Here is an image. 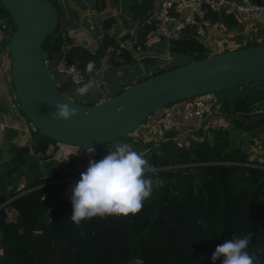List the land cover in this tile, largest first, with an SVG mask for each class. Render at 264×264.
<instances>
[{
    "label": "trees",
    "instance_id": "trees-1",
    "mask_svg": "<svg viewBox=\"0 0 264 264\" xmlns=\"http://www.w3.org/2000/svg\"><path fill=\"white\" fill-rule=\"evenodd\" d=\"M51 1L59 13V1ZM153 5L154 0H133L130 10L134 17L143 16ZM206 14L222 20L231 29L240 25L233 14L209 10ZM0 17L7 23V28H0L1 45L7 50L15 24L1 1ZM145 30L143 26L139 40ZM257 43L260 41L249 38L244 44L220 50ZM169 45L186 60L160 66L143 78L204 58L212 49L189 28L179 38L171 39ZM43 46L48 52L47 66L62 55L80 69L84 80L92 75L86 71L88 62L94 61L96 68L107 47L104 44L92 52L74 45L59 23ZM250 89L252 95L264 98V80L252 83ZM250 105L245 92L223 100L224 112L232 115L247 116ZM236 121L245 126L242 120L236 118ZM258 125L264 131V118ZM10 132L16 134L15 130ZM35 132L34 128L32 137ZM176 133L165 130L163 138L153 142L134 140L139 149L145 150L143 156L151 167L158 169L146 173L153 181L150 198L138 214L128 217H94L76 226L69 218L73 213L72 203L60 196L69 187V181L64 178L84 171L72 172L54 160L57 164L50 163L45 171L17 189L12 176L15 168L11 169L10 163L7 168L3 165L5 170L0 175L7 178L11 187L0 191V264H214L212 255L218 245L234 237L243 238L250 232L253 236L247 250L257 257L259 264H264V167L256 165L263 163L250 159L240 146L230 147L225 127L195 128L193 137L185 136L181 145L174 139ZM121 138L130 141L131 132ZM55 143L56 140L43 135L34 155L52 161ZM105 144L96 147L95 160L107 155ZM20 147L9 142L11 163L22 158L23 152L18 154ZM77 162L78 158L72 156L67 168ZM182 172L185 184L179 188ZM78 180H73L72 186ZM197 220L203 224H197ZM215 264H223V258Z\"/></svg>",
    "mask_w": 264,
    "mask_h": 264
},
{
    "label": "water",
    "instance_id": "water-1",
    "mask_svg": "<svg viewBox=\"0 0 264 264\" xmlns=\"http://www.w3.org/2000/svg\"><path fill=\"white\" fill-rule=\"evenodd\" d=\"M8 10L15 29L8 37L10 72L16 100L34 126L33 143L22 152L37 153L41 137L75 144L83 149L97 147L135 130L153 111L177 100L241 86L255 108L245 123L256 128L264 118L261 95H252L250 85L264 80V41L232 48L191 60L131 83L117 93L94 103L69 97L46 64L43 43L58 25L59 13L51 0H0ZM264 6V0H260ZM68 103L78 114L68 121L53 119L52 106ZM86 158L79 157L84 163ZM185 184L184 172L178 187Z\"/></svg>",
    "mask_w": 264,
    "mask_h": 264
},
{
    "label": "crops",
    "instance_id": "crops-1",
    "mask_svg": "<svg viewBox=\"0 0 264 264\" xmlns=\"http://www.w3.org/2000/svg\"><path fill=\"white\" fill-rule=\"evenodd\" d=\"M58 1V23L62 32L71 38L72 44L82 45L92 52L104 44L107 46L102 52L100 64L89 78H86L82 84H76L72 81L75 84V86L73 85L74 88L72 85L69 88H63L69 97L78 102L101 101L117 93L125 86L151 74L156 68L169 65L179 58L177 56H181V60L175 61L176 63H182L186 60L185 56L173 52L170 45L165 42L154 44L142 51L133 49L134 41L138 39L142 30L141 21L144 16L134 17L130 10V4L133 0ZM101 1H103L102 4ZM236 29L233 32L236 39L235 46L244 44L249 38L264 40V30L258 22H240ZM216 37L214 30H209L203 40L213 46ZM1 39L2 30L0 29V152L2 153L0 173L5 170L3 165L9 163L12 158V153L8 151L9 142H15L21 147L32 145V132L34 130V126L27 120L19 108L18 102H16L10 72V54L8 49L2 48ZM106 40L109 41L106 42ZM90 81L92 82L90 94L84 97L76 95L75 89ZM60 87L62 86L60 85ZM254 87H258V85ZM243 92L242 88L241 92L228 89L221 90L219 94L212 93L213 111L206 118L203 129L209 126L225 127L228 130L230 147L240 146L249 154L250 159L264 164V131L260 130L258 122L256 128L253 124L244 122V118L255 112V108L251 107L247 116H242L241 113L232 115L223 110L225 97L231 99L243 95ZM262 100L264 101V98ZM179 104L180 102H177L157 108L138 129L131 132L130 141H126V144L132 149H137L134 143L136 139H141L143 142L162 139L165 130L160 127L159 120L165 113L172 111ZM236 118L242 120L245 126L238 125ZM232 128L237 131L234 136L231 132ZM179 129L186 131L185 136L193 137L195 126L192 121L181 119ZM10 130H15L16 134L13 135ZM104 149L107 152L112 150L105 147ZM141 151L144 152V150ZM89 152L95 153L96 147L90 148ZM7 157L8 159H5ZM39 157L36 156L37 160L40 161L41 158ZM50 160L48 159V161ZM22 182H25L22 175L18 176L15 185ZM4 187L9 189L11 184L7 181V185H3Z\"/></svg>",
    "mask_w": 264,
    "mask_h": 264
},
{
    "label": "built area",
    "instance_id": "built-area-1",
    "mask_svg": "<svg viewBox=\"0 0 264 264\" xmlns=\"http://www.w3.org/2000/svg\"><path fill=\"white\" fill-rule=\"evenodd\" d=\"M207 10L217 14H233L239 22H258L264 28V6L261 2L253 0H154V5L141 21L142 27L145 26L146 30L141 35V40L134 41L133 49L142 51L162 42L169 45L170 40L179 38L186 28H189L193 34L201 39L205 38L209 30H214L219 39L215 40V45L211 46L212 49L216 48V45L222 49L235 46L236 39L233 32L237 29H231L222 20L212 19L206 14ZM0 28H7L6 21L1 17ZM253 39L258 40L257 38ZM52 67L58 72H62L76 84H82L85 81L80 69L62 55L58 56ZM212 111L213 100L207 95L192 96L183 99L175 109L165 113L160 118L159 125L163 130H175L177 133L174 139L178 145H181L186 131L179 129L180 120H190L195 128H199L204 125L206 118ZM82 149L79 145L56 141L51 158L62 163L65 169L72 172L77 169L85 171L89 161L95 160V153L89 152L90 148ZM72 156H76L78 162L67 168ZM80 156L86 158L84 163L79 162ZM256 165L264 167V164ZM155 169L158 167H151V170ZM64 179L69 181V187L63 190L60 198L66 202H71L72 181L80 179V175H71ZM23 186L24 183H19L17 189H21Z\"/></svg>",
    "mask_w": 264,
    "mask_h": 264
},
{
    "label": "clouds",
    "instance_id": "clouds-1",
    "mask_svg": "<svg viewBox=\"0 0 264 264\" xmlns=\"http://www.w3.org/2000/svg\"><path fill=\"white\" fill-rule=\"evenodd\" d=\"M95 62L89 61L86 71L93 73ZM92 82L77 87L75 93L84 97L90 94ZM50 115L53 119L68 121L78 110L68 103L56 102ZM151 165L139 152L128 144H117L100 160H90L87 169L71 188L73 213L69 217L79 226L82 221L94 217L124 216L138 214L144 202L152 194L153 181L146 176ZM197 224H203L197 220ZM253 233L243 238L234 237L218 245L212 255L215 261L223 258V264H259L256 256L249 253L248 246Z\"/></svg>",
    "mask_w": 264,
    "mask_h": 264
},
{
    "label": "rangeland",
    "instance_id": "rangeland-1",
    "mask_svg": "<svg viewBox=\"0 0 264 264\" xmlns=\"http://www.w3.org/2000/svg\"><path fill=\"white\" fill-rule=\"evenodd\" d=\"M262 28V30H264V28L263 27H261ZM219 38H215V40L217 41ZM220 49H222V48H219L218 46L216 47V48H214V49H211V53H215V52H220V51H222V50H220ZM177 57H179L178 59H175V61H178V60H181V56H177ZM175 61L173 62V63H175ZM53 64H54V62H52V64H50V63H48V66H49V69H50V71H51V73H52V75L54 76V78L57 80V83L58 84H60L62 87V89L63 88H69V86H75V84L72 82V80H70V79H68L67 78V76H65L62 72H58L57 70H55L52 66H53ZM74 86L72 87V88H74ZM237 88V89H235V88ZM228 89H231V90H237V91H242V87L241 86H233V87H229V88H225V90H228ZM64 90V89H63ZM221 90H223V89H221ZM221 90H218V91H215V92H211V93H206L205 95H207L211 100H213L214 101V99H213V97L211 96L212 95V93H214V94H219L220 93V91ZM204 94H202V95H200L201 97L203 96ZM206 97V96H205ZM183 99H181V100H177V101H175V102H172V103H170V104H168V105H171V104H173V103H177V102H181ZM17 102V101H16ZM168 105H166V106H168ZM166 106H160V107H166ZM159 108V107H158ZM157 110V109H156ZM155 110V111H156ZM154 112V111H153ZM152 112V113H153ZM151 113V114H152ZM150 114V115H151ZM147 119V118H146ZM146 119L136 128V129H138L145 121H146ZM245 128H248V127H245ZM135 129V130H136ZM134 131V130H133ZM231 132H232V135L234 136L235 134H236V129L235 128H232L231 129ZM254 133V132H253ZM121 137H123V136H120V137H118V138H115V139H113V140H111V141H108V142H105L106 144H105V148L106 149H109L110 148V150L112 149V150H114V148H115V146L117 145V144H121V143H126V141L123 139V138H121ZM125 141V142H124ZM150 142H153V141H150ZM135 145V144H134ZM92 150H94V149H92ZM133 150H135V151H137V152H139V153H142V155L144 154V152L143 151H141V148L139 149L138 147H137V149H133ZM248 154V153H247ZM249 155V154H248ZM22 156V158L21 159H19V161L18 162H16L15 163V161L14 162H12L11 163V160H10V168L12 169V168H15V172H12V176L14 177V179H15V181H17V179H18V176H21L22 175V178H23V180H32L34 177H36L37 175H39V173H41L42 172V170H44V169H47L48 168V165L50 164V163H52V164H57L54 160H52V161H48V160H46V158H43V159H41L40 161L39 160H37V158H36V156L34 155V154H30L29 152H23V155H21ZM0 158H2V153L0 152ZM5 159H8V157L7 158H5ZM6 163H7V161H6ZM7 164H6V168L7 167H9ZM41 166V167H40ZM1 172H3V171H1ZM16 174V175H15ZM15 181L13 182V184H15ZM23 183V182H22ZM25 183V182H24ZM19 184V183H18ZM3 185H7V178H4L2 175H0V191H2V188H3Z\"/></svg>",
    "mask_w": 264,
    "mask_h": 264
}]
</instances>
